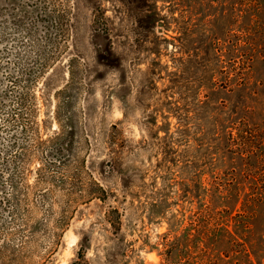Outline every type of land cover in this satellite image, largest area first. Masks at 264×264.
<instances>
[{
  "label": "rangeland",
  "instance_id": "374dc122",
  "mask_svg": "<svg viewBox=\"0 0 264 264\" xmlns=\"http://www.w3.org/2000/svg\"><path fill=\"white\" fill-rule=\"evenodd\" d=\"M58 2L67 36L50 18L37 24L39 46L62 49L34 85L42 135L60 129L71 68L80 81L65 114L88 136L84 174L106 199L74 201L32 176L25 224L0 225V264H264V0ZM10 9L0 0V56L19 49ZM238 156L256 178L229 184L240 200L214 207L206 185L245 165Z\"/></svg>",
  "mask_w": 264,
  "mask_h": 264
},
{
  "label": "trees",
  "instance_id": "16d2710c",
  "mask_svg": "<svg viewBox=\"0 0 264 264\" xmlns=\"http://www.w3.org/2000/svg\"><path fill=\"white\" fill-rule=\"evenodd\" d=\"M7 1L11 3V9L5 12H8L7 19L14 30L15 38H17L14 41L19 49L11 57L10 49L5 48L0 56V210L3 213L6 212L5 215H7L5 217L0 213V221L3 220L0 225L6 233L12 231L11 234H13L14 231L20 230L19 224H13L16 222L25 224L24 221H26L21 208L30 201L28 197L31 194L30 179L32 176L38 183L58 181L63 186L62 188L68 189V195L72 200L84 203L91 201L92 198L105 200L106 190L100 182L93 178L92 174L87 172L88 177H85L86 165L85 158L81 155V145L88 140V136L83 126L76 124V114L73 112L70 116L65 114L67 109L74 110L73 86L76 81H80L71 68L69 81L56 94L58 99L56 120L60 129L53 131L47 137L42 135L39 120L40 105L34 85L35 83L39 85L40 79L44 78L48 69L59 59L62 49L54 45L49 51H45L42 46H39L40 43L37 42L39 38L36 36L37 24L45 23L50 18L59 26V31L61 33L64 31V35L67 36L66 30L62 28L66 17V13L64 14L61 8L63 4L60 5L58 0ZM42 7L46 10L42 11ZM51 42V37H49V44ZM28 47L33 49V54L28 53ZM211 80L210 78V83ZM76 142L79 150L72 152L73 144ZM206 144H203V148H207ZM225 152L227 157L230 153L232 154L228 148ZM257 152L256 148L245 157L252 158L253 155H257ZM41 154L43 157H40ZM238 154L242 155V152L238 151ZM34 159L38 160L36 168L31 167ZM239 161L245 164L241 166L242 169L223 170L220 177L216 178L219 180L217 183L214 178L211 179V185L210 181L207 183L206 194L209 193L214 207L218 205L225 207L226 201L232 199L240 200L241 189L234 191L230 186L231 184L235 185L234 188L240 186L238 178L241 181L256 178L252 170V165L255 163H243L242 158ZM247 166H250V170L245 172ZM207 169L206 166V173ZM227 175L233 177L232 182L226 178ZM232 191L235 195L233 197ZM69 207L64 209L62 216L68 218L67 213L71 211ZM118 216L120 217L119 213ZM66 218L58 220L63 226V232L68 226ZM40 224L36 221L32 227L27 226L25 231H30L34 235L42 229L43 225ZM56 237L59 241L61 235ZM25 244L27 241L22 240L21 245Z\"/></svg>",
  "mask_w": 264,
  "mask_h": 264
}]
</instances>
